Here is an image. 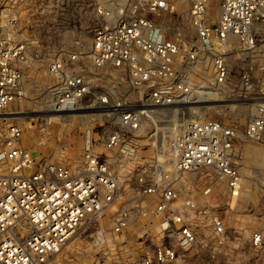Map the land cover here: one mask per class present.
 I'll list each match as a JSON object with an SVG mask.
<instances>
[{"label": "built area", "instance_id": "built-area-1", "mask_svg": "<svg viewBox=\"0 0 264 264\" xmlns=\"http://www.w3.org/2000/svg\"><path fill=\"white\" fill-rule=\"evenodd\" d=\"M30 1L6 0L0 7V120L25 95L26 68L39 54L20 31L21 11ZM185 1L192 42L179 29L167 36L159 22L164 11L176 9L172 0H96L99 24L88 55L73 51L47 62L54 83L50 110L90 116L102 131H92L96 124L86 127L73 166L37 159L20 140L23 127L6 121L0 160L11 171L0 174V264H44L79 228H89L97 240L135 222L159 239L150 253L125 264H220L229 235L212 206L213 186H188L185 193L181 186L185 173L213 170L232 193L241 190L232 159L236 127L220 118L188 119L169 138L168 166L142 164L144 144L133 132L155 122L156 113L203 101L232 82L230 55L242 49L252 56L264 39V0H219L215 17L210 0ZM110 66L128 75V91L96 90L85 73ZM256 69L264 71V60L242 66L231 98L217 95L224 106L247 102L245 136L251 140L264 132V77L255 92ZM104 123L119 129L103 131ZM258 185L264 197V172ZM248 241L253 259L264 264V227L251 230Z\"/></svg>", "mask_w": 264, "mask_h": 264}, {"label": "rangeland", "instance_id": "rangeland-1", "mask_svg": "<svg viewBox=\"0 0 264 264\" xmlns=\"http://www.w3.org/2000/svg\"><path fill=\"white\" fill-rule=\"evenodd\" d=\"M5 1L0 0V7ZM95 1L31 0L30 7L21 11L20 31L31 48L38 49L39 54L26 68L25 95L21 100L11 103L7 108L8 113L5 114L7 119L0 120V149L3 146L2 130L5 123L14 121L23 127L21 142L31 149L37 159L63 161L78 166L86 127L96 124L92 131H102V125H98V121L90 116L50 112L54 83L46 70L47 62L51 58H65L73 51L88 55L93 31L99 24L93 11ZM101 1L114 4L118 0ZM172 1L176 3V9L171 12L164 11L159 22L167 26V36H173L175 30L179 29L187 41H194V30L189 24L188 3L185 0ZM218 6L219 0H210L211 17L217 15ZM261 30L264 36V24L261 25ZM259 45V49L252 56H246L242 49L230 55L232 82L223 87L220 93L211 92L202 98L201 103L195 102L178 110L174 108L172 113L158 112L155 122L145 123L133 132L144 144L139 152L142 164L158 163L168 166L171 161L169 138L188 119L220 118L236 127L238 136L233 143L232 159L241 172V190L232 193L213 170L187 172L183 175L181 186L182 193L186 192L188 186L193 190L207 185L213 186L212 206L223 216L229 235L228 244L220 256V264H260L253 259V249L248 238L251 230L264 227V197L258 185V179L264 172V132L259 140H251L245 136L249 105L244 99L236 100L238 102L233 106L220 105L217 100L218 96L231 98L240 69L247 61L256 64L261 59L264 60V39L259 41ZM85 58L88 62V57ZM80 63L83 65V61ZM85 73L96 90L130 89L128 75L114 67H104L101 73L91 68ZM263 77L264 71L256 69L255 92ZM226 102L225 100L224 103ZM103 126V131L119 129L114 123H104ZM10 171L7 162L0 160V174ZM145 227L143 223L135 222L122 232L114 235L106 232L97 240L90 235L89 228H79L62 249L51 254L44 264L128 263L141 254L150 253L159 239L154 230L145 232Z\"/></svg>", "mask_w": 264, "mask_h": 264}, {"label": "bare ground", "instance_id": "bare-ground-1", "mask_svg": "<svg viewBox=\"0 0 264 264\" xmlns=\"http://www.w3.org/2000/svg\"><path fill=\"white\" fill-rule=\"evenodd\" d=\"M200 103H201V101H200ZM52 114H57V112H52V111H50Z\"/></svg>", "mask_w": 264, "mask_h": 264}]
</instances>
